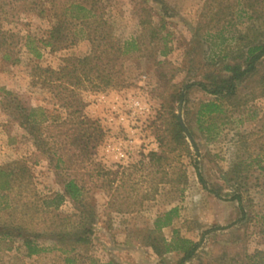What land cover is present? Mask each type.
Masks as SVG:
<instances>
[{"label":"rangeland","instance_id":"obj_1","mask_svg":"<svg viewBox=\"0 0 264 264\" xmlns=\"http://www.w3.org/2000/svg\"><path fill=\"white\" fill-rule=\"evenodd\" d=\"M72 3L94 17L66 23ZM57 26L63 33L52 40ZM0 37V55L10 56H0V166L20 162L30 174L27 187L0 194V233L23 237L20 226L46 233L62 223L76 232L81 204L43 206L68 180L94 219L90 244L74 253L42 239L47 250L27 258L22 238L0 235V264H177L165 250L179 241L196 246L185 264H264V53L252 74L232 80L248 49L264 45V0H0ZM124 42L134 47L120 55ZM93 54L103 75L77 73L67 87L82 104L73 122H90L82 155L70 146L68 111L34 70L59 73ZM227 82L232 96L210 92ZM206 102L221 113L200 129ZM19 108L35 111L50 151L34 146Z\"/></svg>","mask_w":264,"mask_h":264},{"label":"trees","instance_id":"obj_2","mask_svg":"<svg viewBox=\"0 0 264 264\" xmlns=\"http://www.w3.org/2000/svg\"><path fill=\"white\" fill-rule=\"evenodd\" d=\"M63 18H65L66 23H79L80 25H84L89 22L93 17L94 13L91 9L86 8L84 5L72 3L70 4L62 13ZM63 31L61 27L54 28L50 33V39H55L56 36L62 35ZM78 35L82 33V30H77ZM74 35V34H73ZM105 39L104 37L99 38V40ZM93 44V40L90 39ZM100 44V42H99ZM5 45V39L0 37V46ZM134 47L132 42H124L123 47L117 48V53L120 55H124L128 53V51ZM259 51V54H256ZM106 53L105 51L101 52L100 55ZM264 53V45L262 47L254 46L248 49L247 56L245 59L246 68L243 71H239L237 69H232L233 76L232 80L236 81L238 79L244 78L246 75L252 74L255 70V63L260 60L261 56ZM35 57H39V54L34 52ZM2 60L7 61L10 60V56L7 53L0 55ZM100 57V56H99ZM100 60V59H99ZM98 56L96 57L94 54L92 56L87 55L83 58L69 59L67 63L71 64L67 68H64L59 73L51 70L44 69L41 67H36L34 70V76L37 81H41L42 87H45L49 90L56 91V97L61 101V105L68 111V116L70 117V121L73 122V116L75 114H79L82 109V104L80 100L75 99L73 92L69 90L67 87H71L72 85V77L77 75V73L82 76L88 78L87 76L91 73H97L98 77L103 75V69L101 70L100 63L98 62ZM38 73V74H37ZM109 77V76H108ZM202 89H205V86H201ZM218 87V86H217ZM225 92V96H232L234 93V85L231 82H227V85L222 86L219 90L210 91L212 94L221 95L223 90ZM262 93L264 95V84ZM182 95H178L177 98L182 99ZM17 109V107H16ZM19 111H23L19 108ZM221 113V107L214 102H206L199 106L198 114H197V124L202 129L201 121L204 118H211L216 114ZM23 121L21 122V126L27 131L28 135L33 140L34 146L40 150L41 152L50 151L47 148V143L42 139L41 131L42 126L41 123L36 120L35 111L30 110L29 112H22ZM89 121L79 120L78 122H73V132L74 135L71 137L70 146L78 150V153L82 155L88 154L87 149V141L92 136L89 129L85 127ZM67 123L64 121L60 125H57V128L65 126ZM56 125V124H53ZM175 129L177 134L182 138L183 137V129L181 124L175 122ZM46 147V149H45ZM45 149V150H44ZM63 163V160L59 159L56 161L55 167L59 166V164ZM67 163V162H66ZM69 163V161H68ZM65 164V162H64ZM198 179L203 186L206 188V184L200 174H198ZM30 174L28 169L24 164L20 162H14L13 164H9L7 166H0V194L2 197H5L4 194L16 193L24 187L29 185ZM216 197L219 196L216 194ZM83 194L80 186L77 184L75 180H68L62 185V192L58 193L51 200H44L43 206L44 209H53L58 210L62 203L65 200H69L74 204H81V208L79 207V216H78V228L75 231H70L68 223H62L55 228H50V232L40 233V232H28L26 228L20 226L17 228L18 231L23 232L25 235L22 237L19 234L14 236L11 233L5 232L0 233V235L7 236L9 238L20 237L22 238L23 246L25 247L26 254L28 256L37 255L41 252L46 251L47 249L43 247H39V243L41 240L50 241L54 244L52 249H58L62 253H69L76 251V248L81 245L90 244L89 238H86V235L90 233V228L86 229V226H93L94 219L92 213L86 212V208L83 206ZM78 209V208H77ZM170 213L165 215V220L163 225L169 222ZM158 227V224H157ZM52 229V230H51ZM196 246H192L186 241L175 242L174 244L169 245L166 248V252H173L177 259V264H185L186 262L191 261L193 258V254ZM156 252L159 254L160 251L156 249ZM107 264H113L111 261Z\"/></svg>","mask_w":264,"mask_h":264},{"label":"crops","instance_id":"obj_3","mask_svg":"<svg viewBox=\"0 0 264 264\" xmlns=\"http://www.w3.org/2000/svg\"><path fill=\"white\" fill-rule=\"evenodd\" d=\"M21 245H22V247H23V249H24V251H23V253H24V256H26L27 258L29 257V258H34V257H39V254H41V253H39V254H37V255H33V256H28L27 254H26V250H25V247L23 246V243H22V240H21ZM75 252V251H74ZM74 252H70V253H74ZM65 262L66 263H68V264H76L75 262V260L73 259V258H66L65 259Z\"/></svg>","mask_w":264,"mask_h":264},{"label":"water","instance_id":"obj_4","mask_svg":"<svg viewBox=\"0 0 264 264\" xmlns=\"http://www.w3.org/2000/svg\"><path fill=\"white\" fill-rule=\"evenodd\" d=\"M185 132H186V134H188L186 130H185Z\"/></svg>","mask_w":264,"mask_h":264}]
</instances>
